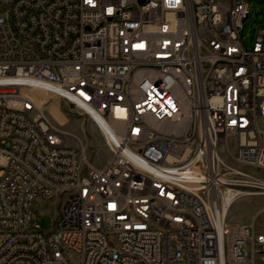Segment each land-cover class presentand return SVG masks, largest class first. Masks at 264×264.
<instances>
[{
    "label": "built area",
    "instance_id": "1",
    "mask_svg": "<svg viewBox=\"0 0 264 264\" xmlns=\"http://www.w3.org/2000/svg\"><path fill=\"white\" fill-rule=\"evenodd\" d=\"M250 6L0 0V264L264 259V233L222 210L230 189L264 193L246 169L264 170V29L244 47ZM36 95L97 124L103 167ZM38 202L56 204L49 232Z\"/></svg>",
    "mask_w": 264,
    "mask_h": 264
},
{
    "label": "rangeland",
    "instance_id": "2",
    "mask_svg": "<svg viewBox=\"0 0 264 264\" xmlns=\"http://www.w3.org/2000/svg\"><path fill=\"white\" fill-rule=\"evenodd\" d=\"M250 5L249 20L243 24L241 30L242 43L247 49L251 48L255 39L253 29H264V0H250ZM35 97L45 107V113L49 120L60 129L70 132L78 138L86 148L87 156L91 162L97 167H103L110 157V151L97 124L78 107L63 102L57 108L56 98L38 95ZM232 151L233 147L222 146L220 148L222 157L230 163L233 162ZM246 169L264 179V170H255L249 167ZM230 199L233 201L226 215L228 225H238L239 219H246L252 211L250 208V202H252V204L259 205L260 208L251 218L249 224L254 222L257 229L264 227V195L239 197L237 194H231L228 200ZM250 199L252 200L250 201ZM55 209L56 204L51 202H38L34 208L35 219L42 232H49L52 229ZM257 262L264 264V259L258 258Z\"/></svg>",
    "mask_w": 264,
    "mask_h": 264
},
{
    "label": "crops",
    "instance_id": "3",
    "mask_svg": "<svg viewBox=\"0 0 264 264\" xmlns=\"http://www.w3.org/2000/svg\"><path fill=\"white\" fill-rule=\"evenodd\" d=\"M252 199H250V201H251ZM250 204H251V206H250V208H251V213H250V215H248L247 216V218L246 219H239L240 221H238V224L240 223V224H249L250 222H251V218H253L255 215H256V213L259 211V205H255L254 203L252 204V202H250ZM241 218V217H240ZM237 224V223H236ZM259 232H262V233H264V227H261V228H259V229H257Z\"/></svg>",
    "mask_w": 264,
    "mask_h": 264
},
{
    "label": "bare ground",
    "instance_id": "4",
    "mask_svg": "<svg viewBox=\"0 0 264 264\" xmlns=\"http://www.w3.org/2000/svg\"><path fill=\"white\" fill-rule=\"evenodd\" d=\"M236 191L237 190L230 189L224 194V197H222V210H223L224 214H226V215H227V212H228L230 205H231V199L228 200V198L230 197L231 194H235L234 192H236ZM255 195H264V193H255Z\"/></svg>",
    "mask_w": 264,
    "mask_h": 264
},
{
    "label": "snow or ice",
    "instance_id": "5",
    "mask_svg": "<svg viewBox=\"0 0 264 264\" xmlns=\"http://www.w3.org/2000/svg\"><path fill=\"white\" fill-rule=\"evenodd\" d=\"M89 2H90V0H89Z\"/></svg>",
    "mask_w": 264,
    "mask_h": 264
}]
</instances>
